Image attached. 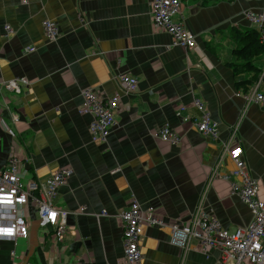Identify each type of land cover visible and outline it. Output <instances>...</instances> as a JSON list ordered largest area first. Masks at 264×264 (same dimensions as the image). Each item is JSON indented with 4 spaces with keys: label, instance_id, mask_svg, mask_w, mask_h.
Masks as SVG:
<instances>
[{
    "label": "crops",
    "instance_id": "obj_1",
    "mask_svg": "<svg viewBox=\"0 0 264 264\" xmlns=\"http://www.w3.org/2000/svg\"><path fill=\"white\" fill-rule=\"evenodd\" d=\"M152 1L0 0V167L19 160L23 183L72 170L52 199L67 212L63 237L39 226L34 208L24 206L28 236L0 238V264H126L118 215L130 200L165 223L144 227L139 264H220L219 251H203L196 239L186 252L171 245L167 226L189 221L202 196L203 211L224 230L251 222L248 207L231 192L233 178L211 177L230 139L242 147L264 201V104L240 113L244 101L236 83L249 75H235L228 65L239 63L233 31L253 27L244 11L264 15V1L181 0L177 20L195 36L191 50L172 45L152 25ZM45 19L58 27L54 41L44 35ZM5 25L12 34L5 35ZM255 67L261 71L264 59ZM117 73L135 77L138 89L121 96L115 124L100 142L89 130L92 115L81 112L80 90L110 97L119 90ZM11 80L19 93L3 88ZM193 98L217 122L216 139L183 121L197 115ZM163 126L179 142L161 141ZM233 168L223 158L218 171Z\"/></svg>",
    "mask_w": 264,
    "mask_h": 264
},
{
    "label": "built area",
    "instance_id": "obj_2",
    "mask_svg": "<svg viewBox=\"0 0 264 264\" xmlns=\"http://www.w3.org/2000/svg\"><path fill=\"white\" fill-rule=\"evenodd\" d=\"M180 7L181 0H153L150 8L152 25L165 31L174 45L190 50L196 45L195 36L177 20ZM243 16L251 26L258 29V40L264 49V15L244 11ZM42 28L47 40H56L59 33L53 21L43 20ZM33 50L34 47L28 48L29 52ZM114 79L119 90L107 98L99 96L90 88L80 90L83 110L81 112L92 115L89 130L92 138L100 142L106 141L109 131L115 124V114L119 109L121 96H129L136 93L138 89V81L133 76L119 73ZM263 79L264 67L250 88L246 92H241L244 104L240 113L250 104H264V91L259 89ZM25 80L22 78L20 81ZM3 88L15 93L20 92L15 80L4 83ZM191 105L197 115L194 118H184L183 121L191 122L200 134L216 139L218 137L217 122L211 118L203 101L193 98ZM237 126V123L230 126V135H235ZM158 136L161 141L171 144H176L180 140L176 132L168 126L160 128ZM242 153V147L236 145L231 139L222 143L221 157L218 158V164L213 169L211 177L219 176L226 180L230 175L233 178L231 192L248 207L252 215L251 222L233 232L224 230L219 222L203 211L202 196L189 221L184 224H168L171 245L186 252L190 241L196 239L203 251L210 248L219 251L220 264H243L244 262L264 264V201L259 198L257 179L252 176L242 158ZM223 158H229L233 163L234 168L231 174L219 173ZM20 169L21 163L14 158H10L6 165L0 167V238H27L29 217L24 211V206L34 208L39 226L52 227L56 239L62 238L66 230L67 212L56 208L52 199L57 194L58 188L66 184L72 170L62 167L44 181L23 183ZM155 215L152 209L141 208L136 200H130L127 208L118 215L122 229L123 258L126 264H139L141 261V239L145 226H165V223Z\"/></svg>",
    "mask_w": 264,
    "mask_h": 264
},
{
    "label": "trees",
    "instance_id": "obj_3",
    "mask_svg": "<svg viewBox=\"0 0 264 264\" xmlns=\"http://www.w3.org/2000/svg\"><path fill=\"white\" fill-rule=\"evenodd\" d=\"M198 1L200 5H206L211 2H216L217 0ZM233 37L234 40L238 42V49L234 50V54L236 60H239V63L228 65L232 68L235 75L240 73H246L249 75L248 80L236 83L237 88H240L241 91L246 92L260 74V70L255 67V64L264 59V49L258 40L259 31L254 27H250L243 31L235 29L233 31Z\"/></svg>",
    "mask_w": 264,
    "mask_h": 264
},
{
    "label": "rangeland",
    "instance_id": "obj_4",
    "mask_svg": "<svg viewBox=\"0 0 264 264\" xmlns=\"http://www.w3.org/2000/svg\"><path fill=\"white\" fill-rule=\"evenodd\" d=\"M245 11H251V10H245ZM251 12H253V11H251ZM45 20H49V19H45ZM51 21V20H50ZM56 25V24H55ZM57 26V25H56ZM58 28V27H57ZM4 30H5V35L7 36V35H10L11 33H13L12 32V29L8 26V25H5L4 26ZM11 31V32H10ZM58 33H59V31H58ZM59 35V34H58ZM58 37V36H57ZM172 40V39H171ZM172 45H174L173 43H172ZM175 46H177V45H175ZM193 49V48H192ZM191 50V49H190ZM117 74H119V73H117ZM124 74V73H123ZM124 75H126V74H124Z\"/></svg>",
    "mask_w": 264,
    "mask_h": 264
}]
</instances>
